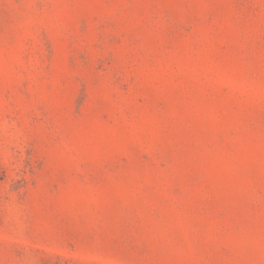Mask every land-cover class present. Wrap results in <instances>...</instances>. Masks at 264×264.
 <instances>
[{"label": "rangeland", "instance_id": "obj_1", "mask_svg": "<svg viewBox=\"0 0 264 264\" xmlns=\"http://www.w3.org/2000/svg\"><path fill=\"white\" fill-rule=\"evenodd\" d=\"M0 264H264V0H0Z\"/></svg>", "mask_w": 264, "mask_h": 264}]
</instances>
